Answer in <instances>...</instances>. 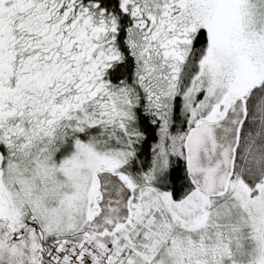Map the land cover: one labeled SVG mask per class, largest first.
<instances>
[{"label":"snow or ice","instance_id":"6c2138e0","mask_svg":"<svg viewBox=\"0 0 264 264\" xmlns=\"http://www.w3.org/2000/svg\"><path fill=\"white\" fill-rule=\"evenodd\" d=\"M0 264H264V0H0Z\"/></svg>","mask_w":264,"mask_h":264}]
</instances>
